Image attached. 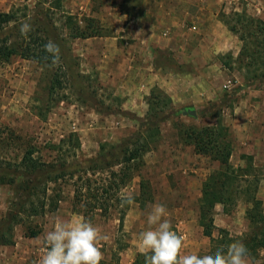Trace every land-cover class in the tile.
<instances>
[{
    "label": "rangeland",
    "instance_id": "1",
    "mask_svg": "<svg viewBox=\"0 0 264 264\" xmlns=\"http://www.w3.org/2000/svg\"><path fill=\"white\" fill-rule=\"evenodd\" d=\"M220 1L218 18L229 32L237 36L230 30V25L235 24V13L261 15L257 12L259 4L253 0H230L229 3L228 0ZM130 3L132 5L137 2L133 0ZM114 5V0H90L88 4L85 0H13L11 10L17 12L20 20L24 22L34 17L45 23L50 40L60 46L61 63L48 68L18 55L7 60L0 59V158L18 160L26 147L31 146L36 151L34 155L44 161H60L65 156L68 163H74L78 159L95 157L101 143L129 141L130 138L141 136L149 141L148 151L140 161L135 162L133 178L119 189L113 188L110 194L114 195L113 200L119 199L126 192H132L134 197L139 196L143 179L149 184L150 196L148 200L135 201L129 205L121 227L120 210L124 207H121L119 200L114 201V206L106 213L99 209L85 212L87 210L76 203L74 189L82 182L77 179L78 176H66L55 184L50 183L48 194L61 195L57 209L27 218L25 226L40 230L37 237L43 246L44 236L53 228L54 221H74L83 216L109 237L98 245L104 254L100 264H132L131 258L135 260L137 253H141L138 234L148 228L147 215L151 206L159 202L167 206L173 230L183 237L182 252L203 255L211 249V241L203 234L197 220L198 194L200 182L218 168V163L207 156L196 154L192 146L183 144L178 135L177 121L203 126L221 117L225 124L224 117H230V107H233L238 97L247 94L249 90L264 88V83L244 85L245 69L241 70L236 59L230 58V52L224 49L205 63L206 60L201 59L198 52L200 47L195 46L196 33L190 32L185 34L183 42L186 46L178 54L156 49L158 55L153 59L154 67L162 68L165 76L183 77L176 85L182 87L185 84L187 90L183 91L179 100L154 86L151 92L156 102L155 111L149 103L143 114L122 110L121 97L102 85L86 59L73 51L76 29L85 25L83 20L95 18L100 30L104 25V15ZM236 7L241 12L234 11ZM25 14L28 16L23 18ZM113 23L114 20L101 30L103 34H115L114 27L110 28ZM188 29L189 26H184V31ZM206 66L207 69H204ZM201 70L206 72L203 76L206 90L203 93L195 89L202 80L199 73ZM53 75L59 79V83L50 96L48 85ZM230 80L231 88H226ZM211 93L217 96L213 101L206 99ZM188 107L196 110V118L181 113L183 108ZM153 112L167 119L158 126L157 133L143 130L142 135L139 123L153 115ZM173 112H178V118L171 115ZM69 133L78 135L81 142L79 150L70 153L65 149L57 152L50 148ZM232 141L231 144L236 147ZM237 148L233 149L230 162L235 168L249 167L251 173L260 179L257 195L261 197L264 209V136L248 156H241L240 148ZM89 177L96 181L94 187L106 188L111 183L115 186L119 181L110 178L108 172H99ZM12 197L11 188L0 185V216L8 210ZM248 207L243 197L238 198L227 214L223 206L218 204L213 214L216 227L225 228L230 237L242 236L249 228L245 217ZM25 226L18 225L15 228V237L25 236ZM213 235L217 237L218 230ZM41 257L36 252L30 253L27 264H38ZM250 264H264V249L260 250L256 261L250 260Z\"/></svg>",
    "mask_w": 264,
    "mask_h": 264
},
{
    "label": "trees",
    "instance_id": "2",
    "mask_svg": "<svg viewBox=\"0 0 264 264\" xmlns=\"http://www.w3.org/2000/svg\"><path fill=\"white\" fill-rule=\"evenodd\" d=\"M131 1L133 0H124L122 7L131 4ZM26 16L28 15H23V18ZM233 20L235 24L230 25V30L238 34L242 42L236 61L241 70L245 69L244 85L262 84L264 83V19L242 12L235 13ZM28 21H31L34 30L27 36H22L19 28L23 21L17 16V12L0 11V59L7 60L18 55L49 68L52 66L51 58L43 47L50 40L48 27L39 18L32 17ZM83 22L85 25L77 27L75 37L87 38L100 35L95 18L88 17ZM58 83L59 79L53 75L48 85L50 96ZM150 95L148 102L155 111V98L152 92ZM171 115L178 118V112H173ZM166 119L167 117H160L157 112H153V115L141 120L139 131L142 135L143 130L157 133L158 126ZM177 122L178 135L183 144L192 146L196 154L207 156L219 163V167L210 172L203 182L198 204V223L202 227L203 234L210 238L211 250L226 248L230 243L240 240L248 248L250 260L256 261L260 250L264 249V209L262 201L257 197L260 179L251 173L249 167L235 168L231 164V138L229 129L221 117H216L212 124L203 126ZM148 146L149 141L141 136L130 138L129 141L101 143L95 157L78 159L74 163H68L65 156L60 161H44L40 156L34 155L36 151L31 146L26 147L18 160L0 158V185L9 186L13 192L8 210L0 216V248L14 244L15 228L18 225L25 226L27 218L44 215L47 211L57 209L61 195L60 193L49 195V184H55L66 176L70 178L78 176L77 179L82 180L75 186L74 198L76 203L87 210L85 212L97 209L104 213L109 212L114 206L113 202L120 201V198L113 200L114 195L110 194V191L113 188L119 189L133 178L135 162L141 160L148 151ZM50 148L57 152L65 149L71 153L81 148V142L76 133H69ZM99 172H108L110 178L119 180L118 183H115V186L111 183L112 185L106 188L94 187L93 183L96 181L89 175L93 176ZM149 196V184L141 179L140 194L135 197V201L148 200ZM239 197H243L249 204L246 210L248 231L242 236L230 237L226 230L219 229L218 236L214 237L215 206L222 204L224 212L230 213ZM123 207L120 210V227L129 205ZM39 233V229L25 226V236L36 237ZM133 264H145L144 254L137 253Z\"/></svg>",
    "mask_w": 264,
    "mask_h": 264
},
{
    "label": "crops",
    "instance_id": "3",
    "mask_svg": "<svg viewBox=\"0 0 264 264\" xmlns=\"http://www.w3.org/2000/svg\"><path fill=\"white\" fill-rule=\"evenodd\" d=\"M85 1L88 4L90 0ZM123 1L114 0V7H110L111 10L104 15L100 35L76 37L73 48V51L83 56L90 68L96 71L101 84L121 97L122 110L143 114L154 86L179 100L184 94L183 91L187 90L185 84L182 87L176 85L183 77L165 76L162 68L154 67L153 59L159 50H170L178 54L186 46L183 40L187 33H196L195 46L200 47L198 52L201 59L206 60L205 63H208L207 59H213L221 49L230 52V58L233 59H237L240 53L242 42L239 36L229 32L218 18L220 0H139L122 7ZM253 1L259 4L260 8L256 7L261 15H251L264 19V0ZM12 3L13 0H0V11L9 12ZM233 10L241 12L237 7ZM112 20L114 23L110 28L114 27L115 34H103L101 30L107 28ZM184 26H189L190 29L184 31ZM199 73L202 80L195 89L203 93L206 90L203 77L206 72L201 70ZM171 81L174 82L170 83ZM216 98L217 96L211 93L206 99L213 101ZM263 106L264 88H258L240 95L233 107H230V117H224V122L229 129L231 140L236 143V147L232 145V152L238 147L241 156H248L259 145L264 136ZM207 176L200 182L198 201ZM257 197L261 200L259 195ZM219 229L215 225L214 231ZM41 251L45 249L39 237L28 238L20 235L18 238L14 237L13 245L0 248V264H27L30 253L36 252L43 256ZM130 261L133 264L135 260L132 257Z\"/></svg>",
    "mask_w": 264,
    "mask_h": 264
},
{
    "label": "clouds",
    "instance_id": "4",
    "mask_svg": "<svg viewBox=\"0 0 264 264\" xmlns=\"http://www.w3.org/2000/svg\"><path fill=\"white\" fill-rule=\"evenodd\" d=\"M33 30L29 21L22 22L19 28L22 36H27ZM43 47L51 58V64L59 66L60 46L48 40ZM120 201L121 207L133 205L135 197L132 192L122 193ZM147 224L148 228L138 234L145 264H250L249 250L240 240L226 248L209 249L203 255L183 253V237L173 230L167 206L162 203L151 206ZM108 239L98 226L83 216L74 221L57 219L44 236L45 251L38 264H100L104 254L98 245Z\"/></svg>",
    "mask_w": 264,
    "mask_h": 264
},
{
    "label": "water",
    "instance_id": "5",
    "mask_svg": "<svg viewBox=\"0 0 264 264\" xmlns=\"http://www.w3.org/2000/svg\"><path fill=\"white\" fill-rule=\"evenodd\" d=\"M181 113L183 115H188V116H191L193 118H196L197 117L196 110L193 107L183 108L181 110Z\"/></svg>",
    "mask_w": 264,
    "mask_h": 264
},
{
    "label": "built area",
    "instance_id": "6",
    "mask_svg": "<svg viewBox=\"0 0 264 264\" xmlns=\"http://www.w3.org/2000/svg\"><path fill=\"white\" fill-rule=\"evenodd\" d=\"M23 1H25V0H23ZM193 29H194V27H193ZM229 84H230V85H229ZM229 86L231 87V80L228 81V84L225 85L226 88H227V87L230 88Z\"/></svg>",
    "mask_w": 264,
    "mask_h": 264
}]
</instances>
